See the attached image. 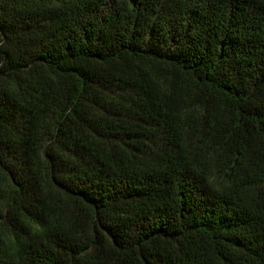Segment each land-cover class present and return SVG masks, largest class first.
Returning <instances> with one entry per match:
<instances>
[{"label": "trees", "instance_id": "1", "mask_svg": "<svg viewBox=\"0 0 264 264\" xmlns=\"http://www.w3.org/2000/svg\"><path fill=\"white\" fill-rule=\"evenodd\" d=\"M0 264H264V0H0Z\"/></svg>", "mask_w": 264, "mask_h": 264}]
</instances>
